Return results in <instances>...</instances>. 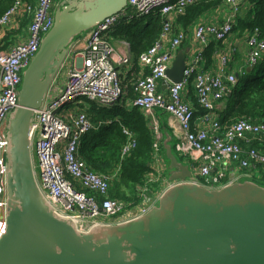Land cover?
<instances>
[{
  "label": "built area",
  "instance_id": "2783aa9c",
  "mask_svg": "<svg viewBox=\"0 0 264 264\" xmlns=\"http://www.w3.org/2000/svg\"><path fill=\"white\" fill-rule=\"evenodd\" d=\"M198 1L127 0L120 12L104 19L83 35L85 46L79 53L80 65L69 70L59 92L52 83L43 104L33 112L29 138L37 186L56 212L70 219L78 231L86 232L97 225L117 224L143 214L157 203L163 192L158 189L166 181L159 172L153 171L144 184L138 187L136 204L128 205L108 198L114 175L98 174L78 157L82 137L92 130V124L84 112L69 119L60 114L62 109L76 106L82 100L98 107L112 106L120 101L122 79L118 68L111 61V47L107 40V36L119 24L133 23L154 15L160 21L158 39L137 57L140 72L132 84L134 98L131 101V107L137 108L149 120L147 123L154 136V161L159 160L161 153L155 118V112L161 111L168 116V126L177 139L176 153L190 166L193 165L191 161L198 158V176L189 181L207 188H218L222 174L219 172L215 176L212 171L215 167L223 168L228 163H237L241 169H248L255 164L264 167L263 152L256 149L245 152L239 145L242 140L248 141L247 137L264 138V122L254 123L246 117H240L229 125H223L214 113L216 103L230 93L238 76L243 75V70L254 66L264 52V39L258 28L246 31L247 63L237 73L229 70V56L219 54L217 50L234 32L242 7L250 0H220V8L224 10L223 21L205 22L204 19L212 17L214 11H211L199 17L188 30L183 29L176 19L185 16L187 9ZM55 2L12 0L10 7L0 17V29L12 31L17 27L15 22L18 18L29 19L26 40H23V35L16 36L17 42L7 51L0 52V237L6 229V121L17 107L22 72L37 52L44 35L53 26ZM189 35L197 41L199 49L189 55L181 81L170 83L166 72ZM210 41L216 44L218 65L215 71L204 69V51ZM128 61L125 57L119 60V64L126 65ZM162 83L166 91L158 92ZM189 87L204 111L198 119H194V110L184 100ZM196 122L203 127H198ZM122 131L126 141L120 151V161L135 147L131 131L125 128ZM77 184L84 191L78 190Z\"/></svg>",
  "mask_w": 264,
  "mask_h": 264
},
{
  "label": "water",
  "instance_id": "95a60500",
  "mask_svg": "<svg viewBox=\"0 0 264 264\" xmlns=\"http://www.w3.org/2000/svg\"><path fill=\"white\" fill-rule=\"evenodd\" d=\"M126 3L55 2L53 26L22 72L17 107L6 121L0 264H264V187L246 177L218 188L189 181L193 174L174 155L170 138L161 152L172 184L155 205L130 220L80 232L40 192L29 138L33 112L43 104L74 40ZM184 69L179 53L167 81L179 83Z\"/></svg>",
  "mask_w": 264,
  "mask_h": 264
},
{
  "label": "trees",
  "instance_id": "16d2710c",
  "mask_svg": "<svg viewBox=\"0 0 264 264\" xmlns=\"http://www.w3.org/2000/svg\"><path fill=\"white\" fill-rule=\"evenodd\" d=\"M25 1L31 2L32 0ZM11 3L12 0H0V17L10 7ZM220 6V0H199L187 9L185 16L178 18V22L184 26L193 25L199 17L220 8ZM245 12L249 14V18L244 22L239 19L240 14L235 29L248 28L251 30L258 28L261 37L264 39V0H250ZM141 22L144 23V26L140 29L139 24ZM178 22L177 24H179ZM160 28L159 18L154 15L133 23L119 24L114 30L123 29L121 36L129 41L132 51H136L135 55L138 57L158 39ZM19 33L23 35L21 32ZM12 35L13 33L10 36V42ZM212 44L214 45V43ZM3 47L5 46L3 45ZM121 86L122 97L120 101L112 106L99 107V109L113 110L122 106L123 83ZM220 103L224 107L219 116L222 123L240 117H246L254 123L264 121V52L254 64L253 69L243 70V75L238 76L235 86L231 88L230 93ZM131 108L132 110L121 114L118 119L104 120V123L101 124L103 127L101 126L99 129H96L89 120L93 128L82 137V144L78 151V157L94 172L107 176L114 175L110 182L108 198L120 200L128 205L138 202V199L128 201L129 190L135 187L138 197L137 187L142 186L153 172L150 171V165L154 140L145 116L137 108ZM123 128L131 131L135 139V147L123 161H120V151L126 141ZM172 151L176 156L175 150L172 149ZM121 188H123L122 193L120 192Z\"/></svg>",
  "mask_w": 264,
  "mask_h": 264
},
{
  "label": "crops",
  "instance_id": "0c3cea01",
  "mask_svg": "<svg viewBox=\"0 0 264 264\" xmlns=\"http://www.w3.org/2000/svg\"><path fill=\"white\" fill-rule=\"evenodd\" d=\"M26 19L28 18L27 17L18 18L15 22L17 27L13 31L6 28L0 29V52L7 51L12 45H14L17 42L16 36L20 35L19 32L23 34V40H26L28 36L27 26L29 23V19L28 20ZM223 19H224V10L223 8H218L214 10L212 17L209 16L207 19H204V21L207 23H213V22L218 23L217 21L221 22L223 21ZM177 22L178 19H176V23ZM178 23L179 25H181L183 29L186 30L189 29L188 28L189 26H184L180 22ZM140 24L144 26L143 22H141ZM247 29L248 28L235 29L234 32L225 41H223L220 44V47L218 46L217 49L219 54L225 53L229 56V68H230L229 70L233 73H237L242 68L246 67L247 49L245 46V38H246ZM122 31L123 29H116L107 36V40L111 47V61L114 64V66L118 68L124 87V98L122 101V106L120 108L113 110H102L99 109V107L95 106V104L90 103L86 100H82L81 102L77 103L76 106L67 107L60 111V114L63 115L65 118L69 119L75 116L79 112H84L88 117V119L91 121V123L94 125V127L96 129H99L102 126L101 124L104 123V120H108L112 118L118 119L121 114L126 113L129 110H132L131 101L134 98L132 84L139 76L140 68L137 62V55H135L136 51H132L129 41L124 36H121ZM12 33H13L12 40L10 42V36ZM208 38L211 40L210 37ZM212 43L214 42L210 41V43L208 44V46L204 51V69L207 70L213 69L211 71H215L218 62L215 54V50H216L214 47L215 45H213ZM3 45L5 47H3ZM84 46L85 44L83 41V35L78 37L76 40H74V42L70 46L66 58L63 62V65L58 71L53 81V86L58 92L60 91V89L63 88L69 70H71L74 67H78L80 65L81 59L79 53L84 48ZM198 49H199V45L197 41L194 39L193 36L189 35L188 39L184 43H182L180 48L177 50L176 56L179 53L182 54L186 64L189 55H191L193 52H195ZM125 57L129 59L128 64L120 65L119 60ZM162 91H166L165 87L163 86V83L160 84V86L158 87V92H162ZM184 100L188 102L192 110H194V119H198L204 113L203 109L199 107V105L197 104L191 87L187 89V93H185ZM223 109L224 107L222 103L220 102L216 103L214 113L219 121H220L219 116L222 113ZM155 118L157 119L158 122V133L160 135V140H159L160 149L163 142L167 138H170L169 144L171 148L175 150L177 139L173 135L172 130L168 126V116L165 113H162L161 111H156ZM234 120L235 119H230L223 123L221 121L220 122L223 125H229ZM147 122L149 123L148 119ZM196 124L198 125V127H203V125H200L199 122L198 123L196 122ZM247 138L248 141L242 140L239 143L242 150L246 152L248 149H256L257 151L264 153V138L261 137H247ZM176 158L178 159V161L188 165V162L177 153H176ZM191 163L193 165L192 166L188 165V167L193 174L192 177L197 178L198 176L197 166L199 164L198 158L195 161H191ZM166 164L167 162L165 161L164 154H162V152L160 153V157L158 161H154L153 159L151 161L150 171L159 172L166 179V181L159 187L158 191L161 190L164 191L167 188V186L172 184V182L168 179ZM212 171L215 176L219 172H221L222 174L221 177L219 178L217 187H221L228 183L235 182L240 177L242 178L246 177L247 180H251L264 187V167L259 164L252 165L248 169H241L237 163H228L223 168L215 167V169H213ZM77 189L84 191V189H82L81 186L78 184H77ZM135 189L136 188L134 187L133 189L129 190V196L135 195ZM87 193L89 192L87 191ZM128 201H133V200L129 198Z\"/></svg>",
  "mask_w": 264,
  "mask_h": 264
},
{
  "label": "rangeland",
  "instance_id": "374dc122",
  "mask_svg": "<svg viewBox=\"0 0 264 264\" xmlns=\"http://www.w3.org/2000/svg\"><path fill=\"white\" fill-rule=\"evenodd\" d=\"M249 3H247L246 5H244V7H242V10H241V16H240V18L239 19H242V21H244V22H246V20H247V18H249L248 17V13L247 12H245L246 11V7H247V5H248ZM245 24V23H244ZM140 27L141 28H143V26L140 24ZM70 107H74V106H70ZM33 164V163H32ZM137 189H138V187H137ZM120 192L122 193L123 192V188H121L120 189ZM129 196V195H128ZM129 198L131 199V200H136V199H138V197H137V191H135V195L134 196H129Z\"/></svg>",
  "mask_w": 264,
  "mask_h": 264
}]
</instances>
